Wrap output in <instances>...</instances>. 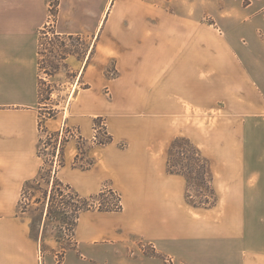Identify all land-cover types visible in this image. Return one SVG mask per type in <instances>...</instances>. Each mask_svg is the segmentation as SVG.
I'll return each instance as SVG.
<instances>
[{
  "label": "crops",
  "instance_id": "crops-1",
  "mask_svg": "<svg viewBox=\"0 0 264 264\" xmlns=\"http://www.w3.org/2000/svg\"><path fill=\"white\" fill-rule=\"evenodd\" d=\"M134 2L104 21L101 11L60 1L56 31L95 43L85 57H68L78 89L57 125L45 121L50 131L78 130L57 175L85 197L112 188L123 206L82 212L77 245L61 264H178L179 256L189 259L182 264H264V4L178 0L172 13ZM47 19V0H0V264H45L20 201L43 165L39 31ZM158 116L176 117L209 160L215 205L186 201V178L168 172L171 127L156 125ZM98 118L112 136L105 145L94 139ZM78 155L93 163L76 166ZM48 264L59 263L52 255Z\"/></svg>",
  "mask_w": 264,
  "mask_h": 264
},
{
  "label": "rangeland",
  "instance_id": "rangeland-1",
  "mask_svg": "<svg viewBox=\"0 0 264 264\" xmlns=\"http://www.w3.org/2000/svg\"><path fill=\"white\" fill-rule=\"evenodd\" d=\"M61 1V0H60ZM70 4L69 10H96L102 12L104 21L112 14L113 11L122 8L127 10L135 5L134 0H67ZM147 2L148 9L158 12H178V0H143ZM48 2V19L46 24H50L53 20L52 15L49 11L50 3ZM130 2V3H129ZM255 2L260 5L264 4V0H255ZM129 3V4H128ZM60 8V4H59ZM59 8L56 15V22L58 20ZM104 23V22H103ZM45 24V25H46ZM44 25V26H45ZM96 27V19L90 20L88 25L89 28ZM42 29V28H41ZM40 29V30H41ZM77 35V34H75ZM80 37H74L73 39L66 40L65 44H60V42H49L44 40V45L41 50L40 55V87L42 90V100H41V136H40V146H39V156L43 163L42 174L44 179H40V183L32 182L27 185L26 194L24 195L22 202L20 204V211L24 212L27 210L28 217L30 218V224L32 228V233L35 232L39 239V250L40 259L48 264L50 257L62 256L63 246L70 245L71 238L68 234L70 233L69 220L68 223L61 221L60 217H53L51 220L46 221V204L48 200H44L43 191L50 188L55 180V168L62 169L59 167L61 160V147L66 139L70 136L78 135V130L74 128H69L64 125L60 131H50L46 127V122L49 121L51 124L57 125L59 120L65 115L68 103L74 98V95L78 89V76L80 70L74 68V66L68 60V57H78L83 58L91 51L95 43V36H83L79 34ZM40 36V31H39ZM247 38V37H246ZM72 53V54H71ZM262 58L264 59V51L261 52ZM65 56H67L65 58ZM45 122V123H44ZM99 126L95 125V140H98V134L101 128L105 127V121L102 119L99 122ZM154 123L158 126H165L167 128L171 127L170 130L166 132L167 136V157L172 158V163L182 167L181 163L189 164L190 161L183 156L182 152L186 151V145L183 141L178 142L174 145V140L176 138H189L187 135V130L185 134H181L178 130V126L183 124L178 121L176 117L174 118H161L155 117ZM182 124V125H181ZM103 131V130H102ZM163 133H159V137H163ZM153 138L154 134L149 135ZM81 147L84 149V142L80 136H77ZM192 142V141H191ZM193 143V142H192ZM174 145V146H173ZM200 149V148H199ZM202 152V151H201ZM82 162V161H81ZM90 160H83L82 163H78L76 166L83 168L82 166H88ZM65 165V164H64ZM75 167V166H74ZM86 168V167H84ZM210 172V171H209ZM57 175V174H56ZM66 175L61 173L63 179ZM190 179L187 180L186 193L190 194V201L204 200L206 195H210L209 189L203 185L196 177L195 172H189ZM58 177V175H57ZM209 177H212L209 173ZM60 178V177H58ZM46 179V180H45ZM49 180H51L49 182ZM64 181H67L66 179ZM75 187V186H74ZM75 189L78 190L77 187ZM63 198L66 201L71 200L70 193L65 192ZM95 194V193H94ZM93 194V195H94ZM89 196V195H86ZM62 198V196L59 197ZM107 199H115V197H107ZM187 201V200H186ZM59 201H57L58 206ZM67 212H71V208L67 206ZM70 214V213H68ZM47 223V225H46ZM46 225V230L44 231V226ZM147 249L152 252V245H148ZM56 257V256H55ZM57 260V258H56ZM182 261H189L187 258L178 257V264H182ZM166 264H170L167 263Z\"/></svg>",
  "mask_w": 264,
  "mask_h": 264
},
{
  "label": "trees",
  "instance_id": "trees-1",
  "mask_svg": "<svg viewBox=\"0 0 264 264\" xmlns=\"http://www.w3.org/2000/svg\"><path fill=\"white\" fill-rule=\"evenodd\" d=\"M50 8L49 11L52 15V21L50 24H46L41 30H40V36H39V53L41 55V50L44 45V40H48L49 42L55 43L60 42V44H65L66 40L73 39L74 37H80L79 34H61L56 31L55 25H56V15L58 12L60 0H49ZM81 38V37H80ZM72 54V53H71ZM67 56H65L66 58ZM40 100H42V90L40 87ZM101 118H98L95 122L96 126H99ZM103 130V131H102ZM98 140L96 141L97 144L105 145L110 142H112V136L106 131V128H101L100 133L98 134ZM68 139L64 141L66 143ZM183 141L186 145V151L182 152L183 156L186 157L190 161L189 164L181 163L182 167H178V165H174L172 163V158L168 156L167 159V166H168V172L173 174H180L184 176L187 180L190 179L189 172H195V175L197 179L205 185L209 191L211 192L210 195H206L204 200L199 201H190V194L189 192L186 193V200L187 202L194 206V207H211L216 204L217 202V194L213 187L212 183V177H209V160L202 154L201 150L191 142L188 138H176L174 140V145L178 142ZM64 145L61 147L60 155L61 160L59 167L64 166L65 164V158H64ZM173 145V146H174ZM84 149L81 147L80 144V155L84 154ZM39 153V152H38ZM76 159L75 164L77 165L79 156ZM93 161L89 162L88 166H82L83 168H88ZM43 166L41 167L39 175L34 178L33 180L28 181L23 189L22 193V199L24 195L26 194V187L28 184L35 182L40 183V179H44V176L42 174ZM58 168V167H57ZM55 168V177L53 181V185H51L50 188H47L43 191L44 194V200H48L46 204V216L44 217L46 221L51 220L53 217H60L61 221L64 223H68L70 225V233L68 234L69 238H71V243L68 246H63L62 248V256H58V254L55 253V256L57 258V262L61 264L63 262V258L66 254V252L70 248H74L77 245V241L75 239V229L78 222V219L82 212L91 210V209H98L99 211H119L122 209V202H121V196L115 192L112 188H108L107 186L102 189L100 192L91 195L89 197H85L79 194L78 191H76L70 184L65 183L60 178L57 177V172L59 169ZM46 180V179H45ZM51 180H49L50 182ZM70 193L69 197L71 200L66 201L63 198L64 193ZM62 196V198L59 197ZM115 197V199H107V197ZM22 199L20 201V204L22 202ZM57 201H59L58 206ZM67 206L71 208V212H67ZM27 211V210H24ZM70 213V214H68ZM47 225V223H46ZM46 225L44 226V231L46 230ZM34 236H36L35 232L32 233ZM155 253V252H154Z\"/></svg>",
  "mask_w": 264,
  "mask_h": 264
}]
</instances>
